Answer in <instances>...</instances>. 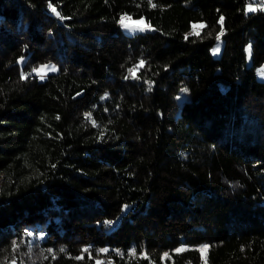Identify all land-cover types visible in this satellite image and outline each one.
Returning a JSON list of instances; mask_svg holds the SVG:
<instances>
[{
    "label": "trees",
    "instance_id": "16d2710c",
    "mask_svg": "<svg viewBox=\"0 0 264 264\" xmlns=\"http://www.w3.org/2000/svg\"><path fill=\"white\" fill-rule=\"evenodd\" d=\"M261 8L0 0V264H264Z\"/></svg>",
    "mask_w": 264,
    "mask_h": 264
},
{
    "label": "snow or ice",
    "instance_id": "6c2138e0",
    "mask_svg": "<svg viewBox=\"0 0 264 264\" xmlns=\"http://www.w3.org/2000/svg\"><path fill=\"white\" fill-rule=\"evenodd\" d=\"M261 3L264 4V0H261ZM50 7H51V5H50ZM153 7H155V5H153ZM51 10H52L53 13H55L57 16L60 15L58 12H56V9H55L54 7H52ZM260 10H264V8H261ZM255 11H257V8H256V7H253V5L250 3V4L247 5V7H246V9H245V14L247 15L248 12H255ZM61 19H64V18L61 17ZM126 19H127L126 17H123V16H122L121 19L118 21V23H120L121 26H122V27H125V28H130V27H132V25L126 23ZM222 19H223V18L221 17V20H222ZM202 27H203V25H193V28H194V29H199V28H202ZM221 31H223V29H222ZM196 34L198 35L199 33L197 32ZM219 38H220V37H219V35H218V36H217V40H219ZM212 51H213L214 54H215L216 52H218V51H219V45H217V47H216L215 49H213ZM245 51H246V52L249 54V56H250V55H251V45H249V46L245 49ZM143 64H144V61H140V62H139V65H138L137 67L143 66ZM48 71L55 72V71H57V69H56L55 66H49V65H42V66H40L39 68H34V69H33V72L37 73V75H39L41 79H44V78H45V74H46V72H48ZM128 71H129L130 75H132L133 78H135V69H129ZM258 72H259V74H260L261 76H264V69L258 70ZM26 75H27V74H25V73H21V79H24V78L26 77ZM126 78H127V77H126ZM184 91H187V89H184ZM85 118L91 120V114H90V113H85ZM92 123H93V125L95 126V121H92ZM126 207H127V206H125V208H126ZM105 223H107V224H111L112 221H106ZM26 234H27V235H31V233H26ZM42 235H43V234H41V236H42ZM12 244H13V248H14V249L18 247L16 241H13ZM205 247H207V246H205ZM48 251L51 252L52 250L49 249ZM61 251H63V249H61ZM85 251H87V249H85ZM100 251H106V249H101ZM177 251H181V249H177ZM131 254H135V250H132V253H131ZM165 255H167V254H165ZM45 258H46V257H45ZM77 259H79V257H77Z\"/></svg>",
    "mask_w": 264,
    "mask_h": 264
},
{
    "label": "rangeland",
    "instance_id": "374dc122",
    "mask_svg": "<svg viewBox=\"0 0 264 264\" xmlns=\"http://www.w3.org/2000/svg\"><path fill=\"white\" fill-rule=\"evenodd\" d=\"M252 4L253 5V7H255L256 6V4L254 3V2H247L246 3V7H247V5L248 4ZM126 17L127 19H126V23H128V24H130V25H132V27H130V28H125V27H122V29H124L125 31H136V30H144V29H147V28H150L151 27V25L150 24H148L147 22H146V20H145V18L143 17V16H131V15H128V14H122V15H120V17H119V20L121 19V17ZM196 25L197 24H200L201 22L200 21H195L194 22ZM194 24V25H195ZM121 25V24H120ZM220 37V36H219ZM222 38L220 37L219 38V40H217V38L215 39V41H214V43L212 44V46L210 47V53L212 54V55H218L219 53H220V51H221V48H222ZM217 45H219V51L218 52H216L215 54L213 53V49H215L216 47H217ZM250 45V43L248 42V43H246V46H245V49L248 47ZM246 60H247V62H249L250 61V56H249V54L246 52ZM42 65H49V66H55L56 67V69H57V65H56V63H54L53 61H49V62H42V63H39L37 66H36V68H39L40 66H42ZM261 69H264V66L263 65H260L258 68H257V70H256V75H257V77L258 78H263L264 79V76H261L260 74H259V72H258V70H261ZM48 72H51V71H48ZM48 72H46V74L48 73ZM45 74V75H46ZM39 76V75H38ZM0 180H1V178H0ZM206 247H205V245H202L201 246V250H202V252L204 251V249H205Z\"/></svg>",
    "mask_w": 264,
    "mask_h": 264
}]
</instances>
